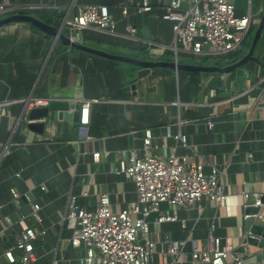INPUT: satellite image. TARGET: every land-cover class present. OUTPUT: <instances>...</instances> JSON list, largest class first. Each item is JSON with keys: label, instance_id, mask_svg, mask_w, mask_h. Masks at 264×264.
I'll return each instance as SVG.
<instances>
[{"label": "crops", "instance_id": "crops-1", "mask_svg": "<svg viewBox=\"0 0 264 264\" xmlns=\"http://www.w3.org/2000/svg\"><path fill=\"white\" fill-rule=\"evenodd\" d=\"M141 2L0 0V7L6 9L0 20L29 15L63 29L68 37V18L89 6H105L117 22L115 34L91 28L77 33L78 44L137 60L174 62L169 50L158 59L150 54L152 49L162 52L174 44L173 25L163 19L167 2L150 0L152 10L139 13ZM181 2L184 10L201 7V0ZM232 2L238 16L251 14V31L256 32L264 15V0ZM128 27L137 30L133 38ZM254 57L228 73L145 69L65 47L60 41L55 44L53 37L25 22L0 27V104L15 102L0 113V264H7L3 254L18 231L15 226L20 216L31 213L25 198L20 208L11 203L12 184L43 206V224L32 217L27 221L37 230H48L35 244V264H53L56 259L79 264L83 250L70 245L73 231L62 223L71 196L87 211L96 210L103 194L110 197L115 212L134 203L135 184L115 170L129 152L144 155L146 131L153 136V156L168 158L175 150L179 157L203 164L206 174L217 167L226 196L219 206L202 202L201 209L177 208V223L157 225L153 216L152 237L188 241L190 252L191 241L206 247L214 224L213 235L221 238L223 245L248 249L246 264H264V247L244 240L249 233L246 216L254 207L255 194L263 204L258 213L262 220L254 219V225L264 229V31ZM180 58L185 59L184 65L220 68H226L229 61L218 58L216 64L209 65L203 64L202 58L183 54ZM34 99L67 102L70 114L85 101L98 103L90 108L88 125L58 112L26 122L25 110ZM32 123H43V134L30 129ZM177 136L185 137L186 143L177 141ZM95 153L101 154L98 162ZM21 169L25 170L23 180H13V174ZM42 186L46 191L40 190ZM246 192L248 200L243 198ZM168 209V205L162 207L163 212ZM6 218L12 227L5 225ZM227 263L233 264L232 257ZM154 264L165 262L158 256Z\"/></svg>", "mask_w": 264, "mask_h": 264}, {"label": "built area", "instance_id": "built-area-1", "mask_svg": "<svg viewBox=\"0 0 264 264\" xmlns=\"http://www.w3.org/2000/svg\"><path fill=\"white\" fill-rule=\"evenodd\" d=\"M166 3V12L163 17L173 25L174 44L169 49H152L150 54L158 59L160 54L169 50L175 60L183 55L194 58L212 60L237 56L242 51V45L251 32V14L238 16L232 0H201V7L194 6L189 10L182 8L181 0H158ZM150 0H142L139 4V13L150 12ZM6 9L1 6L0 14ZM127 15V8H123ZM68 38L79 43L76 36L91 28L115 34L117 22L105 6H89L80 9L73 18L65 21ZM127 32L133 38L137 30L128 27ZM49 100L34 99L28 102L23 119L28 121L31 112L37 108L48 107ZM15 102L0 104V113ZM98 100L83 102L81 108V125L89 124L90 108ZM177 141L186 143L185 137L177 136ZM153 136L151 131H146L144 138V155L137 151L126 154L125 160L115 170L116 174L124 176L136 186L137 199L122 212H115L112 208L110 197L100 195V200L95 211H87L78 205L75 196H71L70 204L62 223L73 234L69 240L70 245L83 250V257L79 264H154L158 256L162 257L165 264H228L232 257L233 264H246L250 254L245 247L241 250L232 245H223L221 238L213 235L215 225H211L210 236L205 248L191 241V250L187 251L188 241H176L169 237L162 240L151 235V218L155 216V224L163 225L179 222L176 209L185 210L201 209L202 202L219 206L226 196L220 184L221 171L213 166L210 174H206L203 164H195L187 158L179 157L175 150L168 158L153 156ZM100 153H95L93 158L100 160ZM25 170H17L13 180H23ZM42 192L46 191L41 187ZM11 203L20 208L27 200L31 213L29 216L21 215L15 228L18 229L14 236V244L3 254L7 264H35L37 262L35 244L40 238L47 235L48 230H37L35 226L27 224L32 217L37 224H43L41 216L43 206L36 203L32 196L22 195L14 184L10 187ZM87 195V194H86ZM243 198L248 200L249 193H244ZM254 207L263 204L260 195L255 194ZM168 205L165 212L162 207ZM262 220L259 214L246 216V219ZM9 228L13 226L10 219H4ZM182 226L185 221L180 222ZM256 238L263 240L262 236H254L250 232L244 240ZM53 264H64L55 260Z\"/></svg>", "mask_w": 264, "mask_h": 264}, {"label": "water", "instance_id": "water-1", "mask_svg": "<svg viewBox=\"0 0 264 264\" xmlns=\"http://www.w3.org/2000/svg\"><path fill=\"white\" fill-rule=\"evenodd\" d=\"M14 22H25L28 24H31L35 26L36 28L42 30L46 34L50 35L54 38L55 44L60 41L65 47H71L76 50H80L82 52H85L90 55L94 56H100L104 57L113 61L122 62L131 64L134 66H138L145 69H158V68H164V69H171L176 70L178 72L180 71H187V72H211V73H228L234 70H237L243 66H245L248 62L255 60L254 53L257 48V45L262 37L263 31H264V15L261 19V22L259 24L258 29L256 30L253 38L252 45L248 51V53L240 60L232 59L227 61V67L226 68H220V67H210V66H201V65H184L178 62V60H175L174 62H163V61H147V60H137L133 58H127L123 56H116L111 55L103 51L95 50L89 47H86L82 44L74 43L72 42L64 33L63 29H55L53 27H50L43 21L29 16V15H11L9 17H6L2 20H0V27L14 23ZM51 112H58L59 115H64L66 118H71L75 122H79L81 120V109H78L76 113L70 114V104L63 101H53L50 103L48 107L44 108H37L34 109L29 118L31 121H40L47 119L50 116ZM45 125L43 123L38 124H30L29 128L34 130L35 132L39 134H43ZM248 215L254 216L257 215L260 211L259 207H252L249 208ZM247 228L249 229V232L253 234L254 236H262L263 240L259 241L256 238H249L248 243L251 246H259L264 247V229L261 226L254 225V218H249L246 222Z\"/></svg>", "mask_w": 264, "mask_h": 264}, {"label": "trees", "instance_id": "trees-1", "mask_svg": "<svg viewBox=\"0 0 264 264\" xmlns=\"http://www.w3.org/2000/svg\"><path fill=\"white\" fill-rule=\"evenodd\" d=\"M32 27H34V28H36L35 26H33L32 25ZM36 29H38V28H36ZM253 35H254V31L252 32H250V35H248L247 36V38L245 39V41H244V43H243V45H242V51L240 52V54H238L237 56H234V57H230V58H222L223 60H231V59H236V60H240V59H242L247 53H248V51H249V49H250V47H251V43H252V37H253ZM249 37H250V40L248 41V39H249ZM194 58V57H193ZM143 60H145V59H143ZM205 59H200V61H204ZM219 60V59H218ZM178 62L179 63H185L186 61H185V59H182V58H178ZM203 64H204V62H202ZM223 62H221V64H222ZM14 244V239L13 240H11V242H9L8 244H7V248H6V250L7 249H9L12 245Z\"/></svg>", "mask_w": 264, "mask_h": 264}, {"label": "rangeland", "instance_id": "rangeland-1", "mask_svg": "<svg viewBox=\"0 0 264 264\" xmlns=\"http://www.w3.org/2000/svg\"><path fill=\"white\" fill-rule=\"evenodd\" d=\"M253 32V31H252ZM254 34H255V32H254ZM250 35V34H249ZM253 38H254V35H253V37H252V42H253ZM250 40V37H249V39H248V41ZM251 45H252V43H251ZM217 59V60H216ZM216 59H214V60H212V59H210V58H205V60L203 61L204 62V64H216L217 62H218V57L216 58ZM189 62H191V63H194V62H196V61H189Z\"/></svg>", "mask_w": 264, "mask_h": 264}]
</instances>
